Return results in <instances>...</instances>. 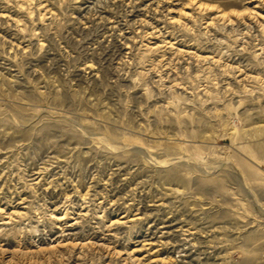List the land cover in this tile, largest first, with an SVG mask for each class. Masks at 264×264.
I'll return each instance as SVG.
<instances>
[{
	"label": "rangeland",
	"instance_id": "1",
	"mask_svg": "<svg viewBox=\"0 0 264 264\" xmlns=\"http://www.w3.org/2000/svg\"><path fill=\"white\" fill-rule=\"evenodd\" d=\"M0 264H264V0H0Z\"/></svg>",
	"mask_w": 264,
	"mask_h": 264
}]
</instances>
